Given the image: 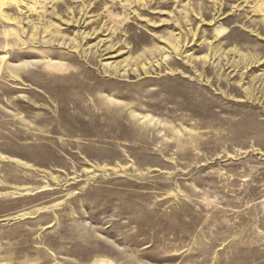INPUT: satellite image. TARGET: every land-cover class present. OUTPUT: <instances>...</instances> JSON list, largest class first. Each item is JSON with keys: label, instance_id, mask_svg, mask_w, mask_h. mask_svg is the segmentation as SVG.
<instances>
[{"label": "rangeland", "instance_id": "obj_1", "mask_svg": "<svg viewBox=\"0 0 264 264\" xmlns=\"http://www.w3.org/2000/svg\"><path fill=\"white\" fill-rule=\"evenodd\" d=\"M0 264H264V0H0Z\"/></svg>", "mask_w": 264, "mask_h": 264}, {"label": "bare ground", "instance_id": "obj_2", "mask_svg": "<svg viewBox=\"0 0 264 264\" xmlns=\"http://www.w3.org/2000/svg\"><path fill=\"white\" fill-rule=\"evenodd\" d=\"M221 30H219L218 32H220ZM79 52V51H78Z\"/></svg>", "mask_w": 264, "mask_h": 264}]
</instances>
